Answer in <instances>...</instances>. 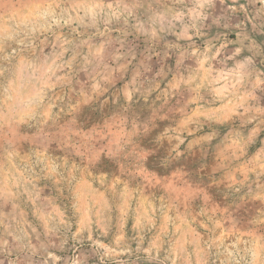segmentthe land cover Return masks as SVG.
<instances>
[{
	"label": "rangeland",
	"instance_id": "1",
	"mask_svg": "<svg viewBox=\"0 0 264 264\" xmlns=\"http://www.w3.org/2000/svg\"><path fill=\"white\" fill-rule=\"evenodd\" d=\"M0 264H264V0H0Z\"/></svg>",
	"mask_w": 264,
	"mask_h": 264
}]
</instances>
